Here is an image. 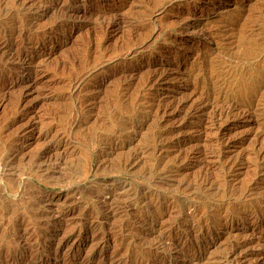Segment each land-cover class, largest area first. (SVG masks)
Returning a JSON list of instances; mask_svg holds the SVG:
<instances>
[{
    "label": "rangeland",
    "instance_id": "1",
    "mask_svg": "<svg viewBox=\"0 0 264 264\" xmlns=\"http://www.w3.org/2000/svg\"><path fill=\"white\" fill-rule=\"evenodd\" d=\"M0 264H264V0H0Z\"/></svg>",
    "mask_w": 264,
    "mask_h": 264
}]
</instances>
